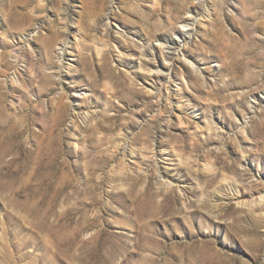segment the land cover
<instances>
[{"label": "rangeland", "instance_id": "rangeland-1", "mask_svg": "<svg viewBox=\"0 0 264 264\" xmlns=\"http://www.w3.org/2000/svg\"><path fill=\"white\" fill-rule=\"evenodd\" d=\"M36 1L0 0V264H264V0Z\"/></svg>", "mask_w": 264, "mask_h": 264}, {"label": "bare ground", "instance_id": "bare-ground-1", "mask_svg": "<svg viewBox=\"0 0 264 264\" xmlns=\"http://www.w3.org/2000/svg\"><path fill=\"white\" fill-rule=\"evenodd\" d=\"M41 1H43V0H38V1H36V2H41ZM202 1V0H201ZM201 1H199L197 4L199 5V6H202L203 5V3L201 2ZM38 5V4H37ZM156 5H158V4H156ZM154 6V5H153ZM155 7V6H154ZM204 8V7H203ZM185 10V9H184ZM196 10H197V8L195 9V8H192V9H189V13H191L192 15L194 14V12H196ZM188 12V11H187ZM186 12V13H187ZM107 17V16H106ZM105 17V25L106 26H108V23H109V21H108V19L109 18H106ZM178 18V17H177ZM195 18V17H194ZM173 20V19H172ZM181 20V19H180ZM193 21V20H192ZM178 22V21H177ZM182 22H184V23H187V22H190V20L189 19H183L182 20ZM193 25V24H192ZM169 26V25H168ZM167 26V30H165L166 32H169L168 34L166 33V34H159V35H156V36H154L155 38V41H157L160 45H167V46H169V47H173V49H176V48H178V50H180V45H181V43L180 42H184L185 40H186V36L185 35H187L186 33H184V32H182V31H180V30H177V29H173L174 27L173 26H171V27H173V28H169ZM185 26H187L186 24H185ZM166 29V28H165ZM164 30L162 31V32H165ZM190 36V35H189ZM76 38V37H75ZM76 40V39H75ZM95 51H97V50H95ZM100 52V51H99ZM97 53V52H96ZM183 54V53H182ZM161 55V54H160ZM140 56L141 57H143V59L145 58V60H147L146 62H143L142 64H144L143 66L145 67V68H143V70L145 69L146 71H147V73H152V72H155L157 75L159 74V75H163V74H167L168 75V77L170 78V80L172 79L171 78V71H172V68H171V64L169 63V62H167L168 64H164L163 62L164 61H167V60H169L170 58L168 57V55L167 54H162L161 55V61H158V60H156V52H155V50H154V48L152 47V45H150V44H148L147 42H144L143 43V48H142V50H141V52H140ZM182 57H183V55H182ZM186 57V56H185ZM184 57V58H185ZM189 63V62H188ZM191 65V64H190ZM139 66H141V65H139ZM143 66H141V69H142V67ZM140 69V68H139ZM197 70V69H196ZM196 70H194V71H196ZM150 75H152V74H150ZM156 75V76H157ZM181 80V79H180ZM182 82H183V80H182ZM184 85V84H183ZM186 85V84H185ZM1 88V87H0ZM157 91V90H156ZM161 91V90H160ZM160 91L159 92H157V94H156V96L159 98L157 101H159L160 100ZM88 94V93H87ZM1 98V97H0ZM167 98H168V95H167ZM166 98V99H167ZM255 99V98H254ZM168 100V99H167ZM57 105H58V103H57ZM65 105V104H64ZM58 107V106H57ZM62 108L61 107H59V108H57V110H56V113H55V115H54V117H56V119L58 120L59 119V115H60V113H61V110ZM49 110H51V109H49ZM65 110V109H64ZM52 114H50V115H53V112H51ZM52 117V116H51ZM31 118V117H30ZM28 119V118H27ZM26 119V120H27ZM62 119V118H61ZM54 120H55V118H54ZM49 125V124H48ZM181 125V124H180ZM13 126V125H12ZM52 126H54V124L52 125ZM21 127V126H20ZM29 127V126H28ZM181 128V127H180ZM23 129V128H22ZM25 129V128H24ZM12 130V129H11ZM14 130V129H13ZM26 130V129H25ZM26 132V131H25ZM20 135V134H19ZM7 137V136H6ZM14 137V136H13ZM51 137V136H50ZM8 138V137H7ZM1 139V138H0ZM2 142V141H1ZM4 142V141H3ZM76 145V144H75ZM118 145V144H117ZM79 147V146H78ZM118 150V149H117ZM116 150V151H117ZM2 154V153H1ZM154 167V166H153ZM210 172V171H209ZM251 205V204H250ZM249 205V206H250ZM254 205V204H253ZM257 205V204H256ZM260 205V204H259ZM245 206V205H244ZM264 207H261V210L263 209ZM254 209V208H253ZM252 209V210H253ZM256 210V209H255ZM260 210V211H261Z\"/></svg>", "mask_w": 264, "mask_h": 264}]
</instances>
